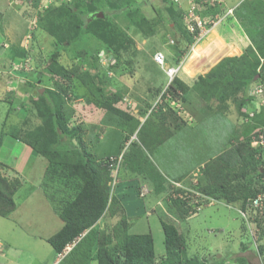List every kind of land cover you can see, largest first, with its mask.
<instances>
[{
  "label": "rangeland",
  "instance_id": "obj_1",
  "mask_svg": "<svg viewBox=\"0 0 264 264\" xmlns=\"http://www.w3.org/2000/svg\"><path fill=\"white\" fill-rule=\"evenodd\" d=\"M246 1L0 0V172L22 181L15 195L17 209L0 215V264H53L55 256L61 258L47 240L64 225L55 202L46 192L51 158L35 152L28 144L37 140L36 130L43 128L47 120L44 110L50 106L49 98L41 96L47 88L53 90L50 96L54 108L63 106V113H57V124H53V143L49 146L57 154L52 160L58 166L56 173L65 170L66 163L76 162L85 151L97 158L124 154L133 142L141 143L145 134H159L155 127H161L164 114L166 133L173 131L172 135L156 150L143 148L150 160L158 163L160 171L184 184L200 179L204 163L235 142L246 136L252 141L261 137L264 84L258 82L259 75L246 90L250 104L241 110L230 99L228 105L212 102V108L196 82L200 74L206 75L224 57L240 56L252 43L247 33V11L240 10ZM63 2H69L63 7L77 8L78 14L58 10ZM165 3L173 4L175 12L166 9ZM191 12L206 24L219 22L208 35L195 39L185 32ZM143 18L149 26L140 24ZM81 25L86 31L77 41L60 45L63 39L74 36ZM217 39H221V44L216 43ZM195 47L200 49L201 57L191 65L194 72L189 73L184 67ZM57 49V61L52 62ZM157 51L164 52L169 64H182L178 76L191 86L192 92L180 99L181 108L164 95L170 82L164 69L154 62ZM68 69L89 72L94 87L106 95L119 93L121 98L115 105L142 121L137 130L133 131L131 120L104 107L77 75H67ZM217 108L222 113L216 114ZM247 109H252L248 116L242 113ZM261 152L264 158V148ZM243 179L256 180L258 176L252 174ZM117 180L115 193H119L123 183L135 190L127 198L131 203L126 211L137 206L134 213L142 212L129 220L131 226L137 223L130 232L142 234L151 229L156 264L167 262L161 259L166 252L161 218L175 223L185 235L180 264H264V204L258 210L262 220L259 230L255 221L249 225L239 212L241 202L228 206L215 199L183 219L171 204L168 178V193H158L147 174L131 173L122 161ZM66 182L74 183L68 174H53L54 187ZM143 191L146 196L140 194ZM250 213L254 215V211ZM118 220L119 215L106 212L96 228L111 232ZM92 264H98V260L95 258Z\"/></svg>",
  "mask_w": 264,
  "mask_h": 264
},
{
  "label": "trees",
  "instance_id": "obj_2",
  "mask_svg": "<svg viewBox=\"0 0 264 264\" xmlns=\"http://www.w3.org/2000/svg\"><path fill=\"white\" fill-rule=\"evenodd\" d=\"M67 3L69 2L58 5V10H69L72 14H78L77 8L72 9L68 5H65L67 8L63 7ZM165 7L170 12H175L173 4L165 3ZM240 10L247 11L245 13L246 20L250 21L247 33L252 43L245 48L242 55L224 57L206 75L200 74L196 81L202 87L200 92H202L203 98L212 108L210 103L219 101L222 105H228L227 101L230 99L241 110L242 107L250 104L251 98L247 97L246 90L258 75V82L264 84V0H247L242 4ZM251 15L254 16L253 21H251ZM142 23L149 26L146 18L141 19L140 24ZM185 28L187 35L193 37L187 26ZM84 31L86 29L81 25L74 36L63 39L60 45L65 43L64 46H67L66 44L77 41ZM149 32L151 33V28ZM103 39L111 47L110 43L105 38ZM58 50L53 53L50 59L52 62L57 61ZM72 74L77 75L83 81L104 107L131 120L133 131L141 125L139 118L115 105V102L121 98L119 93L106 95L98 91V88L94 87L95 84L91 80L89 72L68 69L67 75L71 76ZM191 89V86L177 75L169 83L164 95L168 93L175 100L182 98L184 100L185 94L192 92ZM52 94L53 90L48 88L45 93L41 94V96L49 98L50 106L44 110L47 120L43 128L36 130L37 140L28 141L27 139V141L35 152L48 155L51 158L49 164L51 173L46 176L48 182L45 181L46 184H49L46 185L48 187L46 192L51 201L55 202L56 210L64 220L63 227L47 240L57 254L62 253L66 246L74 244L58 264H92L95 258L98 260V264H156L157 255L152 232L131 233L129 217L124 205L117 195L111 194L112 176L106 162L108 157L97 158L94 154L85 151L81 156L79 155L76 162L66 163L63 167L65 170L59 173L54 172L58 166L52 160L57 158V154L50 150L49 146L53 143L51 141L54 132L53 124H57V113L58 111L63 113V106L59 105L54 108V101L50 96ZM252 109H247L242 113L248 116L249 112L247 111ZM168 110L171 111L170 107ZM215 111L216 114L222 113L219 108ZM173 113L176 115L175 112ZM161 116L163 124L160 128L158 125L155 127V133L159 132V134L151 135V132L145 134L141 138V143L133 142V147L131 146L123 155L124 165L133 172L147 174L158 193L164 190L165 179L145 153L143 147L156 150L165 139L172 135L173 131L169 130L170 133H166V115ZM145 123H147V119ZM142 129L143 126L140 132ZM262 132L264 133V129ZM48 133H51L49 137H47ZM62 133L61 130L60 134ZM31 134L35 133L31 132ZM60 134L58 135L61 136ZM251 141V137L246 136L244 140L235 142L230 148L209 158L200 171L202 175L197 188L208 196L216 200H223L228 204L241 202L242 208H246L249 198L256 197L259 193L264 194V158L260 156L262 148L253 147ZM80 143L86 149V143L83 140ZM53 174H57V176L60 174L62 177L68 174L74 183L70 185L69 182H66L64 186L62 185L63 188L54 187ZM252 174L257 175L258 179H248V181L243 179L252 176ZM21 186V179H10L0 172V215L6 216L17 209L15 195ZM44 188L46 189L45 186ZM171 204L183 219L188 217L192 210V206L182 198H173ZM106 212H109L111 216L119 215V220L111 232L96 228L97 222ZM254 220L257 225H262L258 214L255 215ZM161 222L165 232L166 245V252L161 256V259L167 261L166 264H180L181 253H184L186 246L185 235L180 232L175 223L162 218ZM261 233H264V227Z\"/></svg>",
  "mask_w": 264,
  "mask_h": 264
},
{
  "label": "built area",
  "instance_id": "obj_3",
  "mask_svg": "<svg viewBox=\"0 0 264 264\" xmlns=\"http://www.w3.org/2000/svg\"><path fill=\"white\" fill-rule=\"evenodd\" d=\"M175 1L179 2L180 0L179 1L175 0ZM191 13L193 14L192 18L186 22V26L189 32L194 36V38L198 40L208 35V33L213 29L212 26L216 25L219 22L218 20H215L213 21V24L209 25L206 24L202 19H200L199 15H196L194 12ZM170 41L174 42L173 39H171ZM153 59L160 67L164 69L165 74L169 79V82H171L173 78L176 77L182 69V64H169L167 62L166 55L164 54L163 51L155 52L153 55ZM259 90L263 92L262 89ZM166 94H167L166 99L172 101V104H177L178 108H181L182 105H180L179 103L180 100L177 101L173 99L170 94L168 93ZM251 144L255 148H260V147L264 148V133L261 134V137H259L258 139L256 138L253 141H251ZM122 161H123L122 153L116 156L110 155L106 159V162L111 170L112 180L110 182V185L112 189H114L115 186L117 185L118 182L117 171ZM168 180L170 182L168 184L171 187L170 198L171 199L182 198L183 200L187 201V203L192 206V210L190 211L189 214L190 216L196 212H199L205 204H212V202L214 203L215 199L213 197L208 196L207 194L203 193L197 188V185L199 183V178H195V181H193L191 184L185 183L186 185L183 183V180H175V179H168ZM263 204H264V194L259 193L256 197L249 198L246 208L239 209V212L246 219L245 221L249 225H252L251 224L252 220L255 221L254 220L255 215L258 214V210L261 207H263ZM250 211H254V215L251 214ZM256 227L259 230L257 222H256ZM252 235L254 237L256 236V232L253 229H252ZM254 240L256 241L257 239Z\"/></svg>",
  "mask_w": 264,
  "mask_h": 264
},
{
  "label": "crops",
  "instance_id": "obj_4",
  "mask_svg": "<svg viewBox=\"0 0 264 264\" xmlns=\"http://www.w3.org/2000/svg\"><path fill=\"white\" fill-rule=\"evenodd\" d=\"M162 145V144H161ZM160 145V146H161ZM160 146H159V148H160ZM151 161L153 162V160L151 159ZM164 163L166 164V168L167 167H169V165L167 164V162H165L164 161ZM156 166H157V168H158V170L160 169L159 168V166H158V163L156 164ZM161 167V166H160ZM130 170V169H129ZM160 171V170H159ZM130 172L131 173H136V172H133L132 170H130ZM162 174H163V176H164V179L165 180H167V178L169 179L170 178V175L169 174H166L164 171L162 172V171H160ZM169 175V176H168ZM175 178V177H174ZM179 177H177V179H178ZM164 180V182H163V184H164V190L163 191H165L166 192V194L168 193V187H167V184H166V181ZM121 184H122V182H120ZM126 183V182H125ZM131 188H129V187H127L124 183L122 184V188H121V190L119 191V193H116V195H117V197L119 198V200L121 201V203L124 205V207H125V209L127 210V205L129 204V201H130V203H131V200L130 199H127L129 196H130V193H134L135 192V190H130ZM146 189H147V192L149 193V189L146 187ZM163 191H161V192H163ZM146 192V191H145ZM144 191L142 192V193H140L141 195H143V196H146V193H145ZM160 192V193H161ZM128 200V201H127ZM158 201H159V199H157ZM219 201H223V200H219ZM225 204H227L226 202H225ZM236 203H230V204H228V206H232V205H235ZM129 206H132V204L131 205H129ZM136 208H137V206L136 207H134V206H132V209H129V207H128V211H126V212H128V216H129V220H131V218L133 217V216H137V215H139V214H141V212L142 211H138L137 210V215H136V213H134L135 211H136ZM143 209V207H141V210ZM144 210V209H143ZM147 211V210H146ZM134 213V214H133ZM105 215V214H104ZM102 219V218H101ZM99 222V221H98ZM138 223H139V221H138ZM137 225V223H135V224H132V226L130 225V229H129V231H131V227H135ZM144 229V228H143ZM145 229H148V227H145ZM151 229L149 228V232H151L150 231ZM148 232V231H147ZM132 233V232H131ZM144 233V232H143ZM61 260V258L59 259L57 256H55L54 257V259H53V264H58V262Z\"/></svg>",
  "mask_w": 264,
  "mask_h": 264
},
{
  "label": "bare ground",
  "instance_id": "obj_5",
  "mask_svg": "<svg viewBox=\"0 0 264 264\" xmlns=\"http://www.w3.org/2000/svg\"><path fill=\"white\" fill-rule=\"evenodd\" d=\"M218 40V42H216V43H219V44H221V39H217ZM202 46V45H201ZM223 46V45H222ZM221 46V47H222ZM220 47V46H219ZM219 48V49H222V48ZM224 47V46H223ZM217 49V48H216ZM229 50V49H228ZM205 51V50H204ZM203 51V52H204ZM214 51V50H213ZM215 51H217V50H215ZM216 54V53H215ZM197 57H201V52H200V49H198L197 47H195V48H193V53L191 54V56H190V58H189V62L185 65V70L187 71V72H189V73H193L194 72V70L192 69V67H191V65H193L194 64V62L196 61V63H197V60L199 59H197ZM215 57V56H214ZM213 58V57H212ZM218 59V58H217ZM215 60V59H214ZM204 63H202L201 64V67L203 68L204 67ZM195 67V66H194ZM198 70V69H197Z\"/></svg>",
  "mask_w": 264,
  "mask_h": 264
},
{
  "label": "clouds",
  "instance_id": "obj_6",
  "mask_svg": "<svg viewBox=\"0 0 264 264\" xmlns=\"http://www.w3.org/2000/svg\"><path fill=\"white\" fill-rule=\"evenodd\" d=\"M141 123H142V121H141ZM124 155V154H123ZM124 157V156H123ZM169 179H171V178H169ZM115 189V188H114ZM114 190L112 189V187H111V194H115L116 195V193H115V191L113 192ZM190 216V215H189ZM188 216V217H189ZM74 244H71V245H68V246H66V248L64 249V251L62 252V253H59L60 255H61V259H62V257L65 255V254H67L69 251H70V249L72 248V246H73Z\"/></svg>",
  "mask_w": 264,
  "mask_h": 264
}]
</instances>
